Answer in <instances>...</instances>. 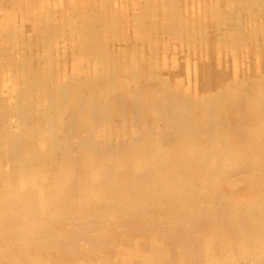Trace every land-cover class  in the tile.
<instances>
[{"label": "bare ground", "instance_id": "6f19581e", "mask_svg": "<svg viewBox=\"0 0 264 264\" xmlns=\"http://www.w3.org/2000/svg\"><path fill=\"white\" fill-rule=\"evenodd\" d=\"M21 1L0 0V29L16 19L23 25L24 15L15 12ZM36 2L46 14L49 0ZM58 4H67L64 15L86 7L83 0ZM230 5H237L236 16L248 11L247 30L228 27L232 40L220 44L233 42L240 56L251 41L259 43L264 0ZM90 24L77 34L83 42L69 46L68 70L48 82L36 75L27 95L13 76L0 83V93L6 88L15 95L0 105V264H264V115L258 122L243 115L247 94L233 111L232 95L220 88L238 84L221 79L222 60L215 71L203 69V59L199 70L177 65L184 75L194 73L187 89L172 91L163 77L165 88L132 98L119 85L137 76L143 58L93 48L85 32ZM245 31L251 40L240 49ZM214 37L199 38L198 59L202 46L214 47ZM23 42L19 35L6 45L1 40L0 53L17 54ZM257 48L264 51V44ZM233 59L235 74L240 60ZM80 74L87 80L77 79ZM51 82L53 92L46 91ZM241 82L248 91L251 78ZM117 88L123 95L104 101ZM257 91L262 100L253 106L264 104V81ZM126 105L131 116L122 113ZM57 112L72 123L59 135Z\"/></svg>", "mask_w": 264, "mask_h": 264}, {"label": "rangeland", "instance_id": "374dc122", "mask_svg": "<svg viewBox=\"0 0 264 264\" xmlns=\"http://www.w3.org/2000/svg\"><path fill=\"white\" fill-rule=\"evenodd\" d=\"M79 1L81 0H70V5L76 4ZM83 1L86 7H78L83 9L82 12L77 15L71 13L64 15L67 4L61 7L58 4V0H49L48 12L40 15L39 10L34 8L37 3L36 0H22L15 12H21L24 15L22 19L23 25L20 26L19 21L21 20L18 19V21L16 19L15 24L4 26L0 29V41L5 40L4 44L6 45L9 40L18 39L19 35L20 44L21 41H24L22 46L25 47L14 55H11L10 51L0 53V83L1 81H6L9 76H13L17 80L22 95H27L28 91H35L33 89L34 86L29 85V83L36 75L41 76L44 81L46 80L48 82L51 81L50 76L54 77L57 73L61 74L60 72L63 69L68 70L70 58L74 54L69 46L72 43L75 45L76 43L80 44L83 42L84 38L77 37V34L83 32V23L88 22V25L91 23L89 27H92V31L88 30L85 32H89V35L92 37L91 44L93 48L96 44L103 53L112 56L118 55L117 57L122 55L126 56L125 54L127 53L124 54V51L128 50L129 57L133 56L138 60L143 58L140 60V63L138 62L140 68L137 76L134 78L130 77L127 83L124 81L119 85L121 87L126 86L125 91H123L125 93L131 90L129 94H132V98L138 99L145 93L148 94L156 86H159L161 89L165 88L163 83H160V78L163 77H168L167 81L172 83L171 87H169L170 90L178 91L184 88L187 89L186 87L189 84L186 82L191 81L190 77H193L194 73L190 74L192 72H189L188 75H184L183 71H180L177 65H186L188 63L189 66H193L199 70L198 65L201 64L200 59H203V69L215 71L220 69L219 66L222 60V63H225V71L222 72L221 79L223 80L225 77L227 84H238L237 87H230V89L226 86L220 88L223 92H229L232 95L230 103L233 106V111L237 103L240 102V95L247 94L250 106L247 108L248 111H243V115L250 117V120H255L256 122L262 119L264 115V104L257 103L254 106L253 104L262 100L260 92L257 91V84L264 81V77H260L261 74H264V56L260 53H264V51L258 50L257 45L264 44V31L262 30L260 32L261 37L259 38V43H253L254 41H251L249 43L250 46L248 48L244 47V53L240 56L238 55L239 51L236 52L232 48L235 46L233 42L229 43L228 48L221 45L220 41L224 37L232 40L231 36L227 33L228 27H240L247 30V24L245 25L243 21L244 17H248V11L236 16L235 14H238L240 11L237 5H230L232 0ZM166 1L171 2L166 3ZM29 5H31V9ZM4 6L7 9L10 8L8 2ZM173 11L174 14H172ZM231 12L233 15L230 14ZM84 13L85 16H82ZM52 14H54L53 20L50 18ZM231 21H233L234 25H232ZM226 22L228 23L225 25ZM250 28L249 30L251 32ZM202 35L206 36V40L204 41L206 43L214 35H216L218 41L214 42V47L208 48L205 45L202 46L200 48L201 52L198 54V59L196 57L197 52L195 50L197 48L195 46L199 47L200 43H204L199 42V38ZM250 37L251 34L245 31L244 35L236 43L238 48L241 49L244 46L246 39L251 40ZM216 38L214 37V39ZM36 41L40 47L36 44ZM29 45L31 47H28ZM120 51L122 55H119ZM137 51L141 52L138 53ZM137 53L141 55L140 58L137 57ZM254 54L256 55L254 56ZM258 55L259 58L256 57ZM233 57H236L235 63L240 60V67L242 66V68L239 67L238 73L235 74L231 73ZM64 59L65 63H62ZM189 59H191V62H186ZM76 63L79 64V60ZM229 65L230 71H228ZM173 70L177 71L173 72ZM17 74L19 75L17 76ZM174 75L179 77L178 83L176 84L174 83V78H172ZM77 76V79L81 80H87L88 78V76L81 74ZM20 77L22 78L20 79ZM248 77L251 78L252 84L247 86V91L241 81ZM131 80L132 82H130ZM52 84L51 82L47 85L46 91L51 89L53 92L51 88ZM1 86L0 90L3 89ZM119 88L110 92V94H104L106 98L104 101L109 102L112 100L111 96L113 95L115 97L121 95L122 93ZM220 90L218 89L216 91ZM3 91L0 93L1 106L7 105V102L12 100V97L15 98V95L7 93L6 88ZM26 97L28 98V96ZM128 102L126 98V103ZM232 106L230 107V111ZM130 111L131 109L126 105L122 113L131 116L132 113ZM145 113H148V107L145 109ZM56 120L60 121L58 127H54L56 135H59L62 131H67L72 125V123H68L66 114L59 115L57 112ZM31 121L32 125L34 124V128L38 130L39 127L33 120ZM75 131L78 132L77 129H74Z\"/></svg>", "mask_w": 264, "mask_h": 264}]
</instances>
